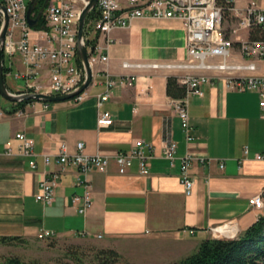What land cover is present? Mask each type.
<instances>
[{
    "label": "crops",
    "instance_id": "1",
    "mask_svg": "<svg viewBox=\"0 0 264 264\" xmlns=\"http://www.w3.org/2000/svg\"><path fill=\"white\" fill-rule=\"evenodd\" d=\"M252 1L264 9V0H236V6L243 8ZM124 36L134 40L126 43ZM259 36L255 30L239 33L242 41ZM31 37L37 40L39 36L33 32ZM184 37L176 20L138 19L129 28L111 32V44L102 50L108 62L94 67L82 102L34 101L20 108L18 102L0 98V239L16 238L0 242V250L8 253L12 248L29 247L39 241L40 232L49 231L54 237L48 241L95 245L116 253L147 246L141 252L156 263L173 264L194 254L203 241L236 237L256 221L259 212L248 205V199L262 194L264 200V162L254 158L264 154L258 93L230 89L224 79L203 84L201 96L186 98L194 138L188 142L171 104L178 98L166 92L168 78L182 72L122 68L123 62L184 61ZM237 42L234 59L240 60ZM97 44L105 47L106 39L99 37ZM255 63L254 74L263 76L264 59ZM3 69L8 91L24 93V79L15 77L26 71L21 56L4 57ZM106 71L116 81L129 74L137 80L132 87L116 86L100 106V111L113 118V125L103 128L97 126L96 100L104 92ZM48 79L49 70L43 66L35 80L46 84ZM18 133L33 139V157L19 153ZM167 138L177 147L173 167L162 152ZM139 140L149 157V173L140 174L138 160L133 158L128 171L120 174L114 156L133 150ZM80 142L86 154L111 159L106 170H93L87 176L92 205L85 214L78 212L80 204L71 203L73 196L84 193L83 185L76 182L77 170L56 162L60 144L74 153ZM45 155L49 165L44 164ZM184 156L195 159L190 167L195 182L190 196L184 194L179 180ZM31 160L35 168L30 167ZM54 174H58L54 200L43 205L35 195L40 183ZM215 228L225 230L214 236Z\"/></svg>",
    "mask_w": 264,
    "mask_h": 264
},
{
    "label": "built area",
    "instance_id": "2",
    "mask_svg": "<svg viewBox=\"0 0 264 264\" xmlns=\"http://www.w3.org/2000/svg\"><path fill=\"white\" fill-rule=\"evenodd\" d=\"M89 0H46L42 11L43 25L30 27L27 21L28 3L25 0H0V6L8 17V28L3 44V57L10 59L19 54L26 67L23 74H15L23 78L27 94H43L48 96H63L76 92L86 79L83 65L78 64L77 33L79 16ZM96 17L85 24L84 42L88 53V62L94 74V67L107 64L108 55L102 50L111 44L110 34L116 29L129 28L135 20L151 18L155 20H176L181 23L185 33L187 59L181 62L165 63H130L123 62L122 68L136 69H166L180 71L176 75L177 82L185 88L183 98L172 99L171 104L181 120V127L186 140L191 142V125L186 110V98L190 95L201 96L202 85L224 79L230 89L236 91H253L259 95V107L264 119V75H255V60L264 59V38L247 41L239 39V33L255 30L264 35V9L255 2H249L243 8L236 6V0H97ZM36 14L32 13V18ZM40 18V19H41ZM4 14L0 11V28ZM40 21V20H39ZM90 21V20H89ZM226 24L228 26H226ZM38 33L37 40L31 37ZM99 37L106 39V46L97 44ZM95 40V42H93ZM239 43L241 59L235 60V43ZM46 66L49 79L46 84L36 82L38 70ZM104 92L97 96L98 109L97 126L110 127L113 118L109 112L100 111V106L109 100L116 86L132 87L137 77L129 74L116 81L106 71ZM86 90L69 101L82 102L86 98ZM1 98V96H0ZM19 142L18 151L22 156L33 157L34 141L24 133L15 135ZM11 150V141L6 143ZM144 142L139 140L133 150L121 152L113 160L120 174H125L131 166L132 159L138 160L140 174L149 173V157L144 152ZM176 144L167 138L162 146L163 156L175 165ZM246 152V151H245ZM255 160L264 162V154H256ZM195 159L191 156L180 158V184L186 196L193 193L195 182L190 174V167ZM45 165L50 164L49 156H43ZM204 162L203 160H200ZM56 162L63 168L72 166L77 170L76 182L83 185L82 196H73L71 203L80 204L78 212L85 214L92 205L90 187L87 176L97 170L103 172L111 162L109 157L100 154L89 155L84 152V144L77 143L76 151L69 153L64 143L60 144ZM35 168V161L29 163ZM58 183V174L40 183L35 199L43 205H51L54 200V189ZM248 205L258 212L264 209L262 194H255L248 199ZM225 230V228L223 229ZM213 234H222L221 228L213 229ZM54 233L42 231L39 239H52Z\"/></svg>",
    "mask_w": 264,
    "mask_h": 264
},
{
    "label": "trees",
    "instance_id": "3",
    "mask_svg": "<svg viewBox=\"0 0 264 264\" xmlns=\"http://www.w3.org/2000/svg\"><path fill=\"white\" fill-rule=\"evenodd\" d=\"M46 1V0H45ZM31 0H28V4ZM41 2V0H40ZM43 3L39 9L44 8ZM33 13L38 14V10ZM96 17V10L93 9L87 17L86 24L90 18ZM43 25V18L40 19L37 29ZM264 38V35L259 36ZM257 37V38H259ZM95 42V40H93ZM86 42V46H88ZM80 64L79 57L76 58ZM5 72V69H3ZM166 92L173 98H181L185 94V88L180 86L175 76H170L167 80ZM34 102V100H24L16 105L23 107L24 105ZM46 104V103H45ZM15 239L2 238L0 242L6 243ZM109 253L110 256H118L115 251H101V254ZM0 264H35L22 261L19 257L8 256L0 260ZM99 264V263H97ZM173 264H264V214L259 216L251 226L240 233L233 239H208L203 241L197 251Z\"/></svg>",
    "mask_w": 264,
    "mask_h": 264
},
{
    "label": "rangeland",
    "instance_id": "4",
    "mask_svg": "<svg viewBox=\"0 0 264 264\" xmlns=\"http://www.w3.org/2000/svg\"><path fill=\"white\" fill-rule=\"evenodd\" d=\"M28 2V0H25ZM33 1V0H31ZM34 10L45 3V0H34ZM259 1V0H254ZM93 18H90V21ZM229 25V24H228ZM226 24V26H228ZM123 41L130 43L134 39L128 36L122 37ZM135 43V41H134ZM46 239V238H45ZM39 239L29 247L21 246L20 249H11L8 253L0 250V259L8 256L19 257L22 261L35 264H160L156 263L152 256L141 251L148 250L147 246H134L123 248L118 256H110L109 253L101 254V251H111L95 245L72 244L61 240ZM117 252V251H116ZM148 252V251H146Z\"/></svg>",
    "mask_w": 264,
    "mask_h": 264
},
{
    "label": "water",
    "instance_id": "5",
    "mask_svg": "<svg viewBox=\"0 0 264 264\" xmlns=\"http://www.w3.org/2000/svg\"><path fill=\"white\" fill-rule=\"evenodd\" d=\"M34 3L35 1H31L28 4L27 8V21L30 27L36 26V24L39 22L42 12H39L35 18H32V11L34 8ZM97 4V0H89L87 5L83 8L80 16H79V22H78V33H77V39H76V45H77V52L78 56L80 59L81 64L83 65L86 73V79L84 83L81 85V87L74 93L68 94V95H63V96H48V95H43V94H27V93H21V94H14L8 91L5 80H4V71H3V65H4V57H3V44H4V39L6 35V31L8 28V17L5 13V10L2 6H0V11L3 12L4 14V19H3V24L0 28V96L9 101V102H20L24 100H34V101H40V102H45V103H56V102H65L69 101L76 95L82 93L83 91L87 90L89 86L92 84L93 80V73L92 69L89 65L88 62V53L86 49V44L84 42V28L86 24L87 17L89 16L90 12L95 9ZM264 209L259 212L257 219L259 216L264 214ZM216 236L215 234H213ZM217 238L214 239H222L219 236H216ZM237 237V236H236ZM232 238H227V239H233ZM1 260V259H0Z\"/></svg>",
    "mask_w": 264,
    "mask_h": 264
},
{
    "label": "flooded vegetation",
    "instance_id": "6",
    "mask_svg": "<svg viewBox=\"0 0 264 264\" xmlns=\"http://www.w3.org/2000/svg\"><path fill=\"white\" fill-rule=\"evenodd\" d=\"M42 11H43V8L39 9V10H38V13H39V12H42Z\"/></svg>",
    "mask_w": 264,
    "mask_h": 264
},
{
    "label": "bare ground",
    "instance_id": "7",
    "mask_svg": "<svg viewBox=\"0 0 264 264\" xmlns=\"http://www.w3.org/2000/svg\"><path fill=\"white\" fill-rule=\"evenodd\" d=\"M223 230L221 229V232H222Z\"/></svg>",
    "mask_w": 264,
    "mask_h": 264
}]
</instances>
